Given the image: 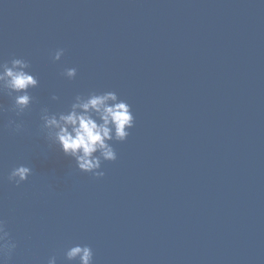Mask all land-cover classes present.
I'll list each match as a JSON object with an SVG mask.
<instances>
[{
	"label": "water",
	"instance_id": "1",
	"mask_svg": "<svg viewBox=\"0 0 264 264\" xmlns=\"http://www.w3.org/2000/svg\"><path fill=\"white\" fill-rule=\"evenodd\" d=\"M14 57L39 86L20 116L0 93L5 264H78L76 244L93 264H264V0H0V62ZM91 91L135 117L102 178L41 130L43 107Z\"/></svg>",
	"mask_w": 264,
	"mask_h": 264
},
{
	"label": "clouds",
	"instance_id": "2",
	"mask_svg": "<svg viewBox=\"0 0 264 264\" xmlns=\"http://www.w3.org/2000/svg\"><path fill=\"white\" fill-rule=\"evenodd\" d=\"M64 49H57L51 59L59 61ZM30 63L23 58H12L0 62V93H6L12 100L11 111L16 116L22 115L33 102L30 89L39 86V80L31 72ZM63 76L69 80L77 75L76 68L64 69ZM53 100L58 97L53 95ZM5 111L0 105V112ZM41 130L46 139L57 145L65 157H71L79 171L91 173L96 178H102L103 161H115L117 154L113 142H124L130 135L129 129L135 126V117L131 105L121 99L115 91H91L77 94L67 111L50 112L43 107L40 112ZM8 127L16 132L23 129V124L9 120ZM32 169L26 165L14 167L8 180L17 185L26 181ZM16 243L6 231V225L0 220V264L11 257ZM67 261H77L78 264H93L92 248L85 244H76L67 248L64 253ZM56 256L48 258L47 264H56Z\"/></svg>",
	"mask_w": 264,
	"mask_h": 264
}]
</instances>
